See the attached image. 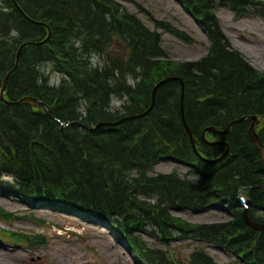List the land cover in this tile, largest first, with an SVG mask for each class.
Returning a JSON list of instances; mask_svg holds the SVG:
<instances>
[{"label":"trees","instance_id":"1","mask_svg":"<svg viewBox=\"0 0 264 264\" xmlns=\"http://www.w3.org/2000/svg\"><path fill=\"white\" fill-rule=\"evenodd\" d=\"M2 1L7 7V17H13L14 19L21 20L28 25V23L17 13L12 0ZM20 1L23 2L28 13L38 16L43 14V11L38 10L37 7L28 6L24 0ZM180 1H182L187 7L191 8V10L199 17L202 26L207 29L208 33L213 29L212 25L217 28L221 27L220 20L216 15V8L218 4L228 5L237 12H249L253 9H262V7H258V5L261 4L258 0ZM72 2V7L82 3L90 6V12L86 15L80 16V18L92 15L94 13V8L91 7V4L95 7V4L97 5L98 3H102L103 7L106 9L112 8L115 11L114 13L117 14V17L119 18L116 21V26H114L111 31L109 30L108 32L102 34L101 37H105V40H108L113 32H119L122 40H127L130 44L127 52L123 55V60L129 68L135 64V68L131 72H136L138 82L135 85L133 84L130 90L126 92L129 96H131V100L125 107L123 106V113H133L139 108L142 110L147 108L152 100V91L156 80L164 74L181 73L189 80L187 82L188 85L185 103L187 119L190 125L194 128L197 144L203 153H214L221 148L222 150L225 148V145L223 144H209L203 139V130L208 125L217 124L225 127L227 123L236 116L251 113H260L264 115V71L253 66L241 51L237 49L228 51L225 42L229 39L223 33H220L218 36L212 35L210 37V48H215L214 52L213 54L208 55V59H205L203 62H198V64L200 63V65L204 66V69L201 72L197 71L194 74V70H192V62L180 63L171 59L161 45V34L158 31L147 27L135 13L129 11V9L119 0H72ZM207 5L210 6V10H207ZM48 16L50 15L48 14ZM159 23L161 24L162 22ZM51 24L54 31V40L51 39L53 40L51 42L52 47H48L44 44L35 47L42 50L40 61L38 62L45 64L53 61L56 63V66L53 65L54 68L60 71L62 70L61 67L63 65L58 64L57 60L61 58L57 55L54 48V41L57 37L55 26H58L59 23L55 24L53 22ZM130 28L134 35L129 34L128 31ZM15 31H17L18 34L16 36H11V38H6L7 33L0 31L1 36L6 38L2 43L7 45L9 39L11 40L12 45V53L9 60L3 57L0 53V66L4 64V70L6 71L13 66L16 48L22 40L26 38H40V33L31 30L30 27L28 29L24 28L22 30ZM98 34H100V32H98ZM98 37L100 36L94 35L89 39V43H92ZM183 37L185 36L183 35ZM74 38H78V41L80 42L79 36L76 35ZM143 38H147L148 42L140 43ZM62 39L65 41L64 47L69 46L71 42L67 40V37L64 36ZM78 41L73 40V43L77 46V44H79ZM222 43L226 47L222 46ZM144 45L146 46L143 48ZM65 52L69 54L64 53L63 57L69 60L68 56H72L73 54H71L69 49ZM23 55H25V52L22 56ZM107 58L108 61L103 67L105 70L110 71L112 68L111 66H116L122 63V60L117 58ZM79 59L81 60V57H79ZM209 63L214 64L210 65ZM34 69H37V67L32 65L30 67V71L36 79ZM65 71L67 72L66 69ZM77 80L79 82L91 84V88L93 90L92 97L96 95L98 91V83L92 82L90 74L79 76ZM62 82L64 83L61 84ZM67 82L68 80L65 75L58 85H51L48 77L44 84L45 87L39 85L41 87L39 89H30V94L38 95L47 101L56 102V104L63 103L67 96V92L69 91V89H66ZM22 93H28L27 89H20L13 92L9 82L8 95L10 97L16 98ZM180 93V84L179 86H174L173 82H169L163 85L158 91L156 106L150 114L143 118L131 120L127 123L121 124L118 131L107 130L108 142L121 144L123 146H132L136 149L138 154L141 153L142 149L148 146L145 150V154L140 157V159H145L146 166L140 162L137 163L135 169L132 170L134 171L135 178H129H131L132 181H141L145 191L147 193H152L150 197L157 199L156 203H151L146 198L143 202L144 206L148 209L147 203L149 205L151 204L153 209L157 210V213L163 212L166 216L157 217L159 219L158 221L151 218V216H139L137 214H135V216H130L123 210H118L119 216H110L107 217V219L117 222L128 235L131 230L132 234L129 236L131 237L133 235V239L136 242L139 253L149 264L218 263H216L209 254L199 250L194 251L191 254V258L188 262L177 260L161 248L151 246L141 236V232H147L152 237L162 241H168L178 236L189 237L193 235L196 238L214 241L221 244L226 249L241 256L246 263L264 264V231H258L251 228V235L247 238L244 237L243 239H240L237 237L238 232L242 229V227L247 225L242 216L243 205L237 199L240 187L242 185L248 186L250 184L254 185L264 182V165L260 157V149L249 140L246 130V127L250 122L245 121L243 123H237L232 127L229 133L224 135H219L218 133L210 130L208 135L211 138H227L231 144L233 153L231 150L230 155L226 159L214 165L199 163V159L192 149L190 137H188L187 134L185 135L184 124L182 122L180 112ZM139 102H144V108L140 106ZM7 108H11V110H8ZM3 110H6L7 112L10 111V117L13 119L12 121H5L10 132H17L18 134L24 135L25 129L27 128L25 120L26 114H24L25 112H30L33 115L34 125H36V127L42 126L45 128L48 126L42 119L39 118L40 112L31 107H28V109L24 112L15 111L12 109V106L4 103L0 99L1 114ZM152 117L160 119V121L164 123L163 127L159 126V124L156 125L153 121H151L149 125H146V122ZM94 119L95 115L86 111L84 121L92 123L94 122ZM139 124L140 126L137 127ZM175 124H178L183 133V136L180 138L176 136L171 137L169 132L165 130ZM79 126H74L77 134L85 137L86 132L81 129V126V128ZM140 127H142V129H139ZM135 128L138 129V134L134 135L132 131ZM70 132H74L73 128ZM114 132L119 135L111 136ZM261 135L264 140V127ZM234 137H237V144L235 143ZM3 143L6 144V140H4ZM148 144H150V147ZM138 145H141V147ZM241 146L244 149H242ZM235 147L240 148V155H235ZM157 151L163 152L160 155H156ZM184 151H191L192 155L185 153ZM60 153L66 161L75 157L74 152L60 151ZM164 156H173L177 158L178 161L192 166L187 174H190V172L201 173V176L199 178L189 180L187 177L188 175L182 176L177 171H173L170 173H160L159 175L153 177L149 174V171H151ZM11 159L12 155L9 153L2 154V152H0V188L16 192L21 196H25L30 201L45 200L50 203L64 201V207L89 214V205L74 207L69 203V197L60 196L62 197V200L56 201L40 195L39 198L36 199L33 189V187H35L34 182H42L46 177L33 175V179L30 176H27L23 170H20L16 166L15 162L11 161ZM7 163H10V165L5 167L4 164ZM19 163H21L20 160L17 165ZM75 165V163L72 164V168ZM81 165L83 168H80L79 173L87 170L86 168H88V166H85L82 162ZM204 165L206 166V170L211 171L212 176L207 177L203 175V172L205 171L203 168ZM3 166L5 167L4 170H2ZM248 167L254 169V172H250L253 175L251 178L243 179V183H234L231 186H228L225 183L228 181L229 177H233L234 175H237L238 177V175L245 172L244 170H247ZM90 170L91 169L89 168L87 172L88 176H91ZM5 172L15 175V184L10 183L9 181L1 180V176ZM250 173H248V177L250 176ZM65 182H67L66 179ZM159 182L168 183V187L175 186L173 185V182L177 184H190V189H195L191 194L192 199L203 205L210 203V200L214 196L222 197V202L219 203L228 206L232 214V219L222 223L194 224L180 217L174 216L173 214L170 215L172 210L177 208V204L184 201L185 197H180L179 194H177V196L176 194L169 193L168 191L165 192L160 188V186L150 185L151 183L157 184ZM65 184L66 183H63V185ZM85 184H87V186H91L87 180H85ZM60 185L62 184L60 183ZM196 188L199 190H196ZM92 191L96 194V191ZM247 192L250 197L251 214L257 210L264 209V189L250 188ZM174 197L177 198L171 201L170 199ZM185 207L187 209L196 208L195 205L186 202ZM254 217L264 220V216Z\"/></svg>","mask_w":264,"mask_h":264},{"label":"bare ground","instance_id":"2","mask_svg":"<svg viewBox=\"0 0 264 264\" xmlns=\"http://www.w3.org/2000/svg\"><path fill=\"white\" fill-rule=\"evenodd\" d=\"M14 1L17 13L28 23V25L21 20L7 17V7H1L0 31L7 33L6 38H11L10 34H12L13 31L22 30L24 28L28 29L30 27L31 30L40 33V38H26L22 40L16 48L13 66L7 71L4 70V64L0 66V88L5 86L9 89L10 82L13 92L26 88L28 93H22L20 96H28L27 94L31 93L30 89L36 90L41 88L40 86L45 87L44 84L46 80L53 75L46 68V65H49L53 73L66 75L68 80L66 89H69V91L67 92V96L63 103L56 104V102L47 101L44 98L33 94L34 98L39 100L35 101V104L30 100H23L10 105L13 110L20 112L26 111L28 107L38 110L40 112L39 118L48 125L45 128L42 126L36 127V125H34L33 115L30 112H25L27 128L25 129L24 135L18 134L17 132H10L5 121H12L13 119L10 117V111L7 112L6 110H3L2 114L0 113V152H2V154L9 153L12 155L11 161L15 162L16 166L20 170H23L27 176H30L31 178H33V175L46 177V180L44 179L42 182H34L35 187H33V189L36 199L42 195L48 199L59 201L62 200V197L60 196H64L70 198L69 203L74 207L89 205L90 211L88 215L91 216H102L103 218L110 216L116 217L119 216L118 210H123L130 216H135V214L139 216H151V218L159 221L157 217L166 215L163 214V212L157 213V210L153 209L151 204L149 205L147 203L148 209L143 204L146 198L151 203H156L157 199L150 197L152 193H147L145 191L141 181L131 180V178H135L134 171L132 170L135 169L137 163L140 162L146 166L145 159H140V157L145 154V150L148 146L141 150L140 155L132 146H123L121 144L110 143L107 141L108 131H118L121 124L127 123V121L124 120V114L121 113L131 100V96L126 92L130 90L133 84L135 85L138 82L136 72H131L135 68V64L129 68L123 60V55H125L130 47L129 42L127 40H122L119 32H113L108 40H105V37H101L102 34L109 30L111 31L112 28L116 26V21L119 19L117 14L114 13L115 11L112 8L106 9L103 7L102 3H98L97 5L95 4V7L91 4V7L94 8V13L92 15L80 18V16L86 15L90 12L91 8L88 4L82 3L72 7V0H24L28 6H35L38 10L43 11V14L38 16L28 13L22 1ZM207 6V10H210V6ZM187 11H191L193 18H195L200 27H203L199 17L191 10V8L188 7ZM240 13L243 12H237L235 14L237 15ZM48 14L50 16H48ZM139 19L147 27H153L142 17ZM150 19L154 22V25L160 24L154 18L150 17ZM53 22L55 24L59 23L58 26H55L57 37L54 41V48L57 55L61 58L57 60L58 64L63 65L61 67L62 70L60 71L54 68L56 63L53 61L45 64L38 62L40 61L42 50L35 47L43 44L52 47L51 42L54 40V31L51 23ZM168 24L169 22L163 23L162 25L169 30V33L177 38H181L188 32L181 27L174 28ZM212 27L213 29L210 30L209 33L206 28H202L209 38L212 35L218 36L220 33H223L227 37L224 26L221 25L220 28H217L212 25ZM98 32H100V34H98ZM128 32L129 34L134 35L131 28ZM76 35L80 37V42L78 41V38H74ZM94 35L100 37L92 43H89V39ZM64 36L67 37L69 42H71L69 46L64 47L65 41L62 39ZM6 38L2 37L0 34V53L3 57L9 60L12 53V45L11 40L9 39L7 45L2 43ZM73 40L78 41L79 44L76 46L73 43ZM245 40L248 41V39ZM141 42L146 43L148 42V39L143 38L140 43ZM225 45L227 47L222 43V46L226 47L228 51L234 49L240 50V48L230 39L225 42ZM145 46L146 45H144L143 48ZM68 49L71 54H73L72 56H68L69 60L63 57L64 53L69 54L65 52ZM214 49L215 48L213 47L210 48L208 54L205 56L186 60V62L193 63L192 70H194V74L197 71L201 72L204 69V66L200 65V63L198 64V62H203L205 59H208V55L213 54ZM23 51L25 52V55L22 56V54H24ZM103 56L117 58L122 60V63L116 66H111L112 68L110 71L105 70L103 68L104 65L102 59H99V57L102 58ZM79 57H81V60ZM107 61L108 58H106V62ZM209 64L211 65L214 63ZM32 65L37 67V69H34L36 79L30 71ZM88 74L91 75L92 82L98 83V91L94 97H92L93 90L91 84H86L77 80L79 76ZM188 81L189 80L181 73H175L173 75L172 82L174 86H179L180 84L181 87H187ZM63 83L64 82L61 84ZM158 83L159 82L156 83V87ZM153 95L154 90L152 91V97ZM184 102H186V100ZM139 104L144 108V102H139ZM7 109L11 110V108ZM182 109H186L185 103L181 104L180 112H183ZM86 111L95 115L94 122L88 123L84 121ZM141 111L142 109L139 108L136 112L141 113ZM140 113H136V115L138 116ZM183 115L185 116L184 113H181L185 135L187 134L188 137H196L194 128L190 123L188 124L184 122ZM145 116L146 115L143 117ZM152 118L146 122V125H149L151 121H153L156 125L159 124V126L163 127L164 123L160 121V119L156 117ZM248 121L250 123H248L246 130L249 140L252 142L251 131L255 130L258 133L261 126L264 125V115H252L249 117ZM243 122L245 121L242 120V123ZM75 125H80L82 127L79 126L86 132L85 137L77 134L74 127ZM139 126L140 124L137 127ZM208 126L212 131L222 135L223 126L217 124H210ZM72 128L74 132H70ZM139 129H142V127ZM165 130L169 132L171 137L176 136L180 138L183 136L178 124ZM132 132L134 135L138 134V129L135 128ZM117 135L119 134L116 132L111 134V136ZM4 140H6V144L3 143ZM234 140L237 144V137H234ZM148 145L150 147V144ZM138 146L141 147V145ZM191 146L193 149L192 143ZM239 147H235V155L241 154ZM241 148L244 149L242 146ZM231 150L233 153V149L229 142L228 146L223 150L221 148L214 153H201L196 156L199 159V163L214 165L222 162V156L228 157ZM60 151L74 152L75 157L66 161ZM193 151L196 154L195 148ZM162 152L163 151H157L156 155H160ZM184 152L192 155L191 151ZM19 160L21 163L17 165ZM81 162L82 164H85V166H88V168L79 173L80 168H83ZM74 163L76 165L72 168V164ZM9 165L10 163L4 164L5 167H8ZM4 166L2 167V170L5 169ZM249 167L247 170H244L245 172L242 174L240 173L241 175H238V177L237 175L229 177L228 181L225 183L228 186H231L234 183H243V179L251 178L253 175L250 172H254V169ZM89 168L91 169V176L87 175ZM203 168L205 170L203 172L204 176H212L211 171L206 170L205 165ZM248 173H250L249 177L247 176ZM159 174L160 173H153L152 176L155 177ZM193 176H201V173L190 172V175L187 177L189 180H192ZM65 179L67 182H65ZM85 180H87L91 186H87ZM58 181L62 185L63 183L66 184L62 186ZM167 184L168 183L165 182H159L157 184L151 183L150 185L160 186L165 192L168 191L169 193H174L176 195L179 194L180 197H185L183 202L177 204L176 212H171L170 215L173 214L174 216L184 219V217H182L184 215L181 214L183 212L189 213L188 211H194L202 214L210 208L222 209V203H219L222 202V197L214 196L210 200V203L203 205L192 199L191 194L195 189H190V184H177L173 182V185L175 186L171 187H168ZM252 188L263 189L260 185H252ZM92 190L96 191V194ZM196 190L199 189L196 188ZM239 194L240 193L237 194V199L243 205L242 216L246 224V214L252 221L258 219L254 216H264V209L257 210L251 214L249 195L246 194L243 196L248 201L247 204H244ZM176 198L177 197H174L170 200L173 201ZM63 202L64 201L54 203V206L56 208L60 207L61 205H64ZM185 202L195 205L196 208L188 210L185 207ZM250 229L251 227L248 224L244 225L238 232L237 237L240 239H243L244 237L247 238L251 235ZM131 234L130 230L129 235ZM191 237L194 236L192 235Z\"/></svg>","mask_w":264,"mask_h":264},{"label":"rangeland","instance_id":"3","mask_svg":"<svg viewBox=\"0 0 264 264\" xmlns=\"http://www.w3.org/2000/svg\"><path fill=\"white\" fill-rule=\"evenodd\" d=\"M149 8L156 17L168 20L187 30L197 39L186 43L163 31V43L173 58L179 61L197 59L206 54L209 40L198 22L177 0H135ZM135 1L125 3L151 26L154 22L140 11ZM224 29L231 41L239 47L257 67L264 70V17L260 15L236 16L229 8L218 9ZM245 39H248L246 41ZM101 60V58L99 57ZM46 68L59 81L60 75ZM175 166L168 160L155 171H169ZM184 169H186L184 167ZM0 205L10 212L9 219H0V228L18 233L44 234L46 246L28 247L27 243L7 241L0 237V263L4 264H139L138 258L128 247L115 239L108 228L84 218L48 207L37 208L24 200L0 190ZM191 221H219L226 213L210 208L204 213H181ZM3 234V233H1ZM159 245H163L158 243ZM165 247V246H164ZM172 251L187 258L195 248H205L222 264L233 258L215 246L195 240L173 241Z\"/></svg>","mask_w":264,"mask_h":264},{"label":"water","instance_id":"4","mask_svg":"<svg viewBox=\"0 0 264 264\" xmlns=\"http://www.w3.org/2000/svg\"><path fill=\"white\" fill-rule=\"evenodd\" d=\"M170 79H172V77H169V78H166V79L162 80L161 82H159L158 85H160L161 83H164L165 81H168V80H170ZM23 100H24V101H26V100H30L32 103H34L35 101H39L37 98H31V97H24V98H22V99L19 100V101H23ZM19 101H18V102H19ZM34 104H35V103H34ZM153 105H154V102H153ZM153 105H152L151 108H149L147 111H145V112H143V113H140L138 116H137V115L126 116V117L124 118V120L133 119V118H137V117H140V116L145 115L146 113H148V112L152 109ZM183 113H184V111H183ZM183 118H184V122L187 123L185 116H183ZM242 119H244V118H242ZM236 121H238V120H235L234 122H236ZM230 126H231V124L228 126V128L226 129V131L229 130ZM251 138H252V140H253L255 143H258V144H260V145L262 146V156H263V159H264V144L262 143V141H261V139H260L258 133H257L255 130H252V131H251ZM192 139H193V137H192ZM246 218H247V220L249 221V223L252 224L253 226L258 227V228H264V224H259V223H256V222L250 220V219L248 218L247 214H246Z\"/></svg>","mask_w":264,"mask_h":264},{"label":"clouds","instance_id":"5","mask_svg":"<svg viewBox=\"0 0 264 264\" xmlns=\"http://www.w3.org/2000/svg\"><path fill=\"white\" fill-rule=\"evenodd\" d=\"M12 35H16V32H15V31H13Z\"/></svg>","mask_w":264,"mask_h":264}]
</instances>
